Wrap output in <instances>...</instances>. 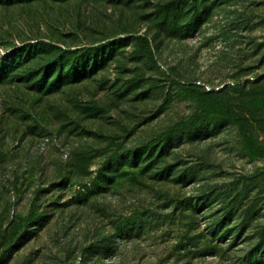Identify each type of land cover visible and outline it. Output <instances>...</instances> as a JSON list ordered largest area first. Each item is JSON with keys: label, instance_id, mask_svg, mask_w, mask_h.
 I'll list each match as a JSON object with an SVG mask.
<instances>
[{"label": "rangeland", "instance_id": "rangeland-1", "mask_svg": "<svg viewBox=\"0 0 264 264\" xmlns=\"http://www.w3.org/2000/svg\"><path fill=\"white\" fill-rule=\"evenodd\" d=\"M56 38L115 50L51 94L0 84V264H264V0L0 5V60Z\"/></svg>", "mask_w": 264, "mask_h": 264}, {"label": "trees", "instance_id": "trees-1", "mask_svg": "<svg viewBox=\"0 0 264 264\" xmlns=\"http://www.w3.org/2000/svg\"><path fill=\"white\" fill-rule=\"evenodd\" d=\"M44 1L49 0H0V5L5 7L24 6ZM52 1L67 2L70 0ZM61 39L56 38L48 40V42L37 41L14 47L9 56L0 60V84L7 80H17L26 84L31 90L51 94L58 91L60 86L64 84H75L88 79L94 73L96 67L105 62L107 50H112V52L115 50V47H113L114 43H107L99 47L62 49L54 44V42L61 41ZM10 58H12V62L7 63L6 60ZM170 147L171 144L165 142L157 157L153 156L156 147L151 146L149 149L144 147L133 158L123 156L113 161H108L100 170L98 182L95 184L96 188L106 189V187L113 184L116 174L125 164L131 167H138L140 164L147 162L149 166L154 165L156 161L160 160L163 152L166 151L165 153L167 154ZM164 171L156 174L155 179L158 181L169 179L168 172ZM187 177H190V180L193 178V176H188V174H182L179 176V180L184 181ZM212 197L210 196L209 198ZM236 197L234 199L238 201V197ZM225 214L218 223V228L223 236H228L233 231L227 227L233 220L234 214L231 209ZM250 215L249 209H246L244 212L245 220H248ZM245 229L246 222H242L238 228V236ZM248 261L247 264H260L259 258H255L253 262L250 259Z\"/></svg>", "mask_w": 264, "mask_h": 264}]
</instances>
